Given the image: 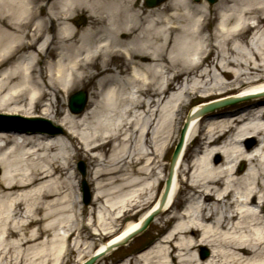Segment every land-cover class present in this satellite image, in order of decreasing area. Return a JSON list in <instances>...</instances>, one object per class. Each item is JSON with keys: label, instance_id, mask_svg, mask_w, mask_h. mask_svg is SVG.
Returning <instances> with one entry per match:
<instances>
[{"label": "bare ground", "instance_id": "bare-ground-1", "mask_svg": "<svg viewBox=\"0 0 264 264\" xmlns=\"http://www.w3.org/2000/svg\"><path fill=\"white\" fill-rule=\"evenodd\" d=\"M211 8L217 19L208 34ZM77 11L87 13L83 27L72 23ZM251 26L256 30L244 40ZM118 58L121 65L113 63ZM186 72L193 77L175 90L172 80ZM219 73L231 80L208 86ZM233 85L236 92L194 104L184 116L172 185L152 221L173 223L135 264H264V96L194 113L214 100L264 90V0H166L154 7L142 0H0V114L32 115L37 107L56 123L0 128L1 261L63 264L71 236L79 248L85 231L88 238L109 234L87 245L80 263L136 228L158 206L167 174L160 161L175 145L181 112L197 91ZM78 86H90L84 109H59ZM80 151L91 165L89 207L79 205L69 181ZM185 189L191 195L178 211L176 197ZM134 208L142 211L137 219L113 226ZM42 231L52 237L29 245ZM200 246L208 250L203 258Z\"/></svg>", "mask_w": 264, "mask_h": 264}, {"label": "rangeland", "instance_id": "rangeland-1", "mask_svg": "<svg viewBox=\"0 0 264 264\" xmlns=\"http://www.w3.org/2000/svg\"><path fill=\"white\" fill-rule=\"evenodd\" d=\"M191 1L197 2L194 0H191ZM142 2H144V1L142 0ZM206 3L209 4L207 1H206ZM209 5H212V4H209ZM75 14L76 15H75V18L72 20V23L75 26L78 25L77 27H83L85 25V23H87V17H88L87 13L82 12V11H77ZM216 15H217L216 10L211 8V12L209 14V17L204 21L206 24V33H208V34L213 33L215 31V23H216V19H217ZM79 19H83L84 22L86 19V22L85 23L83 22L84 24L81 23L79 25L76 23L77 20H79ZM247 32H245L243 35L244 40L247 39ZM113 63H115V65H121L122 60L120 58H118L116 60H113ZM206 64H208V62H205V66H206ZM194 72H197V69L194 70ZM213 76L215 79L212 80L211 84L209 82V84H207L208 86H213V87L215 86L218 88L219 84L225 83V82H228L229 80H231V77H229V76L227 79L222 78L219 74H213ZM180 79H181V77L178 78V80H180ZM176 82H177V80H173V83L176 86L174 88L175 90L178 86V85H176ZM174 84H172V85H174ZM172 85H171V87H172ZM77 90H85L89 94L90 86H84V87L78 86L71 93H73ZM237 90H238L237 86L233 85L231 88H228L226 90L217 89V90L209 91V90L205 89L203 91L202 90L197 91L195 96H193V101L191 102V104L189 106H191L192 104H197V103H200L202 101H207V100L219 97L223 94H231V93L236 92ZM187 100H188V97L183 96V101L186 102ZM67 101H68V97L67 98L65 97V99H63V102L59 105V109H61L62 111L67 109ZM260 101H263V100H258V102H260ZM253 103H256V102L255 101H247L246 103L239 102V103H235V104L228 105L225 107H229V108L244 107L248 104H253ZM225 107H223V108H225ZM188 109H189V107L186 108L184 111H182L181 114L179 115V126H182L184 116L188 112ZM33 110H34V113H32V115H25L24 113L19 112L17 110L7 111V113H5L4 116H0V125H2V127H9L8 125H11V126H13V125L28 126L30 124V122L24 121V119L20 118L19 116H22V117L23 116H40L41 110L39 108L36 107V108H33ZM5 115H10V117H5ZM50 122L52 124H56L51 120H50ZM36 124H38V123H36ZM38 125H45V124L39 123ZM176 142H177V140H176ZM248 145L249 146L253 145V142L249 141ZM197 146H198V143H195L192 146L191 150L189 151V156L187 158L188 162L191 159V157L195 154V152H196L195 150L198 148ZM174 147H175V145L170 147L165 152V154L163 156L164 160L160 161V166H159L160 168H163V167L166 169L168 168V162H169V159H170V156H171V153H172ZM184 155H185V153H184ZM79 160L84 162L85 170H84L83 176L80 174V171L78 170V167H77V162ZM219 160H220L219 157H217V156L214 157V161H219ZM71 165H72V169L74 170V173H75V174H72L70 176V179H69V181L73 185V189L71 192L74 196L78 197L77 199L80 201L79 205L84 204V205L89 207V206H91L92 194H93V190H92L93 184H91L90 177L88 176V171H89V168H91L90 167L91 165L88 164L87 158L85 157V155L82 151L78 152L77 156H75L71 160ZM186 177H187V175L181 176V178H183V179H185ZM83 179H84V182L86 183V185L88 187V193L90 195L89 201L87 203H85L84 199H83V192H82V186H81V181ZM162 183H163V181H160V184L157 188L156 193H159ZM188 194H189V190H187V189H185V191H182V192L177 194V197H176V206L177 207H176V209H178L181 205L184 204L185 198H186V196H188ZM96 206L98 207V206H100V204L97 203ZM138 209L139 208H134V209L127 211L122 217L118 218L113 223V226L115 228H118L130 220L137 219L142 213V211H137ZM86 218H88V215H86V217H84L83 219H81V218L80 219L83 223H85L87 221ZM93 218L95 219V214L91 216L92 221H93ZM88 219H90V218H88ZM48 220L49 219L44 220L43 222H41L39 224L33 225L31 227V229L33 231H36L37 226L47 223ZM158 223H159V220H157V222H155L154 224L152 222H150L149 226L145 230H143L141 233H139L138 235L133 237L126 245L120 246L118 249L111 251L109 254H107L103 258L99 259L96 264H119L122 261L127 260V259H128V261L131 262V264H135V260L137 259V256L141 252H143V250L147 249L149 246L156 244L160 239L163 238L164 234L160 235V233L167 231V229H168L167 225H159ZM168 226H169V224H168ZM51 234H52V232L50 233V232L42 231V233L39 235V238L34 240V241H31L29 243V245H32V247H39V246H41V243L43 241H45L47 239L49 240L52 237ZM1 236H2V234L0 233V237ZM74 236L75 235L71 236L68 239L67 246H66L67 251L63 255V259H64L63 264H79V261H80L79 259L82 258V256L83 257L86 256L88 253L89 247L86 248V246L87 245L95 246L96 243H98L99 241L106 240L109 237V234H106V235H103V234L98 235L97 234V235H92L90 238H88V233H87V231H85L82 233V237L77 238L79 244H82V247H79V248H77L73 245ZM15 239L16 238H12L13 241H15ZM13 241H11V242H13ZM83 243H85V246H83ZM164 246L168 248L170 245L165 243ZM205 248L207 249L206 246H200L198 248H195V250L200 255L201 251ZM31 254L34 255L33 253H31ZM36 262L37 261L33 262L32 264H34ZM0 264H5V262L1 261V259H0Z\"/></svg>", "mask_w": 264, "mask_h": 264}, {"label": "water", "instance_id": "water-1", "mask_svg": "<svg viewBox=\"0 0 264 264\" xmlns=\"http://www.w3.org/2000/svg\"><path fill=\"white\" fill-rule=\"evenodd\" d=\"M146 4L148 6H155L161 2H163L164 0H145ZM198 1V0H196ZM209 3H212L216 0H207ZM82 20H78L77 22L80 23ZM264 96V91L258 93V94H253V95H245V96H229L223 99H219V100H214L211 102H208L206 104H202L200 105L199 110L197 111V114L199 115H203L205 113H208L214 109L217 108H221L230 104H234L237 103L239 101H243V100H248L254 97H261ZM86 99H87V94L84 90H79L75 93H73L70 98H69V102H68V106L70 108V110L74 111V112H80L85 103H86ZM35 120H42L40 119H35ZM188 121L189 118L186 119L185 123L183 124V127L180 131V135H179V140L178 143L172 153V156L170 158L169 161V166H168V175L165 181V187L162 193V196L159 200L158 206L152 211L150 212L145 218H143L141 220V222L138 224V226L136 228H134L133 230H131L130 232H128L127 234L123 235L122 237L110 241L106 246H104L103 248H101L100 250L96 251L94 254H92L89 258H87L86 260H84L83 262H81L80 264H93L94 262H96L97 259L101 258L102 256H104L105 254L109 253L110 251H112L114 248L121 246L125 243H127L132 237H134L135 235H137L138 233L142 232L150 223V221L153 219V217L158 214L162 207L164 206L166 199L168 197L171 185H172V179L174 176V170H175V166L176 163L178 161V158L182 152V147L184 144V140H185V135H186V131L188 128ZM59 127H55V131H59ZM79 165V170L81 172L82 175H84V164L82 162L78 163ZM82 188H83V192H84V196H85V201L87 202L89 200V193H88V187L86 185V183L83 181L82 182ZM202 257H205L207 255V251L203 250L201 252Z\"/></svg>", "mask_w": 264, "mask_h": 264}]
</instances>
